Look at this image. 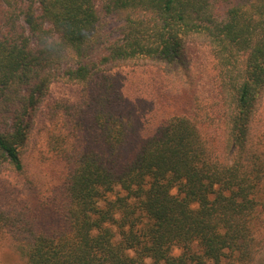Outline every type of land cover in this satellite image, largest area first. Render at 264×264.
Here are the masks:
<instances>
[{
    "label": "trees",
    "instance_id": "obj_1",
    "mask_svg": "<svg viewBox=\"0 0 264 264\" xmlns=\"http://www.w3.org/2000/svg\"><path fill=\"white\" fill-rule=\"evenodd\" d=\"M195 41L216 60L218 110L196 91ZM147 64L188 91L189 111L140 136L117 69ZM57 82L78 85V101L50 99ZM263 100L264 0H0V176L25 173L45 106L65 168L44 194L51 222L0 201V241L24 264H255Z\"/></svg>",
    "mask_w": 264,
    "mask_h": 264
},
{
    "label": "rangeland",
    "instance_id": "obj_2",
    "mask_svg": "<svg viewBox=\"0 0 264 264\" xmlns=\"http://www.w3.org/2000/svg\"><path fill=\"white\" fill-rule=\"evenodd\" d=\"M113 20L111 19L110 27L116 25ZM189 48L196 91L204 104L211 110H218L221 103L218 69L211 49L201 41L191 43ZM117 71L124 76L123 89L129 106L136 112L138 126L142 128L140 136L153 135L161 121L189 111L188 91L176 84L162 68L147 64L122 67ZM80 95L78 85L57 82L52 85L49 98L77 102ZM255 123L258 133L264 138V100ZM49 126L50 119L45 106L37 117L31 142L25 153V173L6 172L0 176V201L17 206L28 204L39 209L42 224L51 222L54 218L51 207L44 200L52 189L59 186L65 171L64 164L56 160L50 152L47 133ZM216 136L220 154L229 157L230 152L225 147L221 129ZM136 148L134 146L133 149ZM134 150L132 154L135 153ZM24 263L25 259L17 250L14 241L8 237L3 238L0 241V264ZM255 264H264V247L258 253Z\"/></svg>",
    "mask_w": 264,
    "mask_h": 264
}]
</instances>
